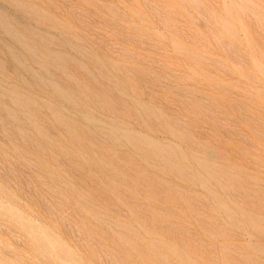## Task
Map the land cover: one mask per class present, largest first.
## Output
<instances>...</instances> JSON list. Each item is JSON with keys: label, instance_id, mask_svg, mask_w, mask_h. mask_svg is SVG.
Wrapping results in <instances>:
<instances>
[{"label": "rangeland", "instance_id": "obj_1", "mask_svg": "<svg viewBox=\"0 0 264 264\" xmlns=\"http://www.w3.org/2000/svg\"><path fill=\"white\" fill-rule=\"evenodd\" d=\"M28 2L0 0L25 53L0 63V264H149L209 219L264 264L241 209L264 194V0Z\"/></svg>", "mask_w": 264, "mask_h": 264}, {"label": "bare ground", "instance_id": "obj_2", "mask_svg": "<svg viewBox=\"0 0 264 264\" xmlns=\"http://www.w3.org/2000/svg\"><path fill=\"white\" fill-rule=\"evenodd\" d=\"M241 11V9H239ZM243 11V10H242ZM243 14V13H242ZM30 44V43H29ZM31 45V44H30ZM34 45V44H32ZM38 48V47H37ZM39 52V50H38ZM39 57H40V54H38ZM42 57V56H41ZM40 57V58H41ZM24 123V122H23ZM22 126V125H21ZM26 126V125H25ZM38 126V125H37ZM23 127V126H22ZM28 127V126H26ZM39 129V128H38ZM19 130H23V129H19ZM34 130H37L34 128ZM20 131V132H21ZM39 130H37L36 132L38 133ZM40 133V131H39ZM18 134H19V131H18ZM20 134H23V133H20ZM19 134V135H20ZM40 135V134H38ZM37 136V135H35ZM74 136V135H72ZM44 137V136H43ZM42 138V137H41ZM48 140V139H47ZM49 141V140H48ZM51 141V140H50ZM134 141V140H133ZM264 141V140H263ZM136 142H137V139H136ZM47 143V142H46ZM138 143V142H137ZM137 143H134L137 144ZM190 144V143H189ZM264 145V144H263ZM264 147V146H263ZM264 149V148H263ZM64 150V149H63ZM19 152V151H17ZM159 152V151H158ZM97 156V155H96ZM246 159V158H245ZM248 160V159H247ZM259 161V160H258ZM256 161V162H258ZM262 161V160H261ZM250 162V160H249ZM254 161H252L251 163H253ZM262 163V162H261ZM255 164V163H254ZM257 164V163H256ZM19 165V164H18ZM247 166V164H245ZM202 166V165H201ZM253 166V165H252ZM205 167V166H204ZM257 167V166H256ZM260 167V166H259ZM258 167V169H259ZM12 168V167H11ZM203 169V168H202ZM205 169H207L205 167ZM209 169V168H208ZM253 169H255L253 167ZM125 170V169H124ZM206 171V170H205ZM208 171V170H207ZM249 171V170H247ZM213 172V171H212ZM261 172V171H260ZM224 176H225V172H223ZM229 173V171H228ZM227 173V174H228ZM249 173V172H246V174ZM256 173V172H255ZM258 173V172H257ZM256 173V174H257ZM253 174V172L251 173ZM260 174V173H258ZM222 175V177H223ZM230 175V174H229ZM227 176V175H226ZM245 176H248V175H245ZM249 176H253V175H249ZM248 176V178H249ZM260 176V175H259ZM262 176V175H261ZM246 178V177H245ZM250 178H254V177H250ZM221 179H224L225 178H221ZM230 179V177H229ZM263 179V178H262ZM261 179V180H262ZM140 180V179H139ZM253 180V179H252ZM256 180V178H255ZM264 180V179H263ZM221 181V180H220ZM247 181V179H246ZM260 181V180H258ZM257 181V182H258ZM256 182V181H255ZM246 183V182H245ZM249 182H247V187L246 190H245V198H247L246 201H248V203H245V208H241L243 210H245V214L242 213V215L244 214L245 216V220L249 222H256V224H260L259 220H261V218H263L264 220V217H262V215L264 214L263 211H264V194H263V190H261L260 188H262V186L260 188H258L255 184V187L253 186V184H251L252 187H249ZM254 183V182H253ZM262 182H260L261 184ZM258 184V183H257ZM259 184V185H260ZM264 185V184H262ZM255 200V202L253 201ZM245 201V202H246ZM240 207V206H239ZM225 208V207H224ZM226 208H229V207H226ZM234 209V207H233ZM206 210V209H205ZM225 210V209H224ZM229 210V209H228ZM231 210V209H230ZM238 210V209H237ZM202 211V210H201ZM200 211V212H201ZM208 211V210H207ZM226 211V210H225ZM91 212V211H90ZM228 212V211H227ZM212 213V212H211ZM230 213V211H229ZM87 214V213H85ZM194 214V213H193ZM204 214H206L204 212ZM233 214V213H232ZM235 214V213H234ZM90 215V214H89ZM237 215V213L235 214ZM194 216V215H193ZM209 216H212V215H209ZM230 216V215H229ZM192 217V216H191ZM197 217V216H196ZM201 217L203 218V216L201 215ZM207 217V216H204V218ZM214 217H215V214H214ZM213 217V218H214ZM218 217V216H217ZM216 217V218H217ZM236 217V216H235ZM189 218V217H188ZM225 218V217H224ZM232 218H234L232 216ZM237 218V217H236ZM190 219V218H189ZM195 219V218H194ZM201 219V218H200ZM199 219V220H200ZM206 219V218H205ZM100 220H102L100 218ZM196 220V219H195ZM216 220V219H215ZM99 221V220H98ZM185 221V220H184ZM262 221V220H261ZM100 222V221H99ZM102 222V221H101ZM100 222V223H101ZM197 222V221H196ZM210 223L213 222V230L215 231V234L213 236H207L203 239H200L202 237H197V234H196V231L198 230H201V226L199 227L198 225L195 224V227L194 229H187V226H185L184 224H179V225H184L186 227V229H183V237L182 239L179 241V246L181 248V252L178 250V244L177 245H173L174 247L177 246V250L179 251V253H176V251L173 252V250H170V251H167L166 253H162L160 254L159 252V255H155L153 258H151L152 260L150 261L149 264H245V255H244V252H245V243L244 242H241V240L239 239L240 236H239V233H237L236 231H230L224 227H221V226H218V223L217 225L214 224V221L213 219H209ZM218 222V221H217ZM222 223V221H220ZM219 222V223H220ZM245 222V221H244ZM254 222V223H255ZM186 223V222H185ZM200 223V222H199ZM220 223V224H221ZM105 224V223H104ZM169 224V223H168ZM191 223L189 222V225ZM225 224V223H224ZM223 224V225H224ZM264 224V223H263ZM111 225V224H110ZM113 225V224H112ZM200 225V224H199ZM203 225H205V223H203ZM207 225V224H206ZM231 225V224H230ZM256 225V226H257ZM105 226V225H104ZM109 226V225H108ZM107 226V227H108ZM191 226V225H190ZM228 226V225H227ZM260 226V225H259ZM155 227V226H154ZM193 227V226H191ZM211 227V226H209ZM226 227V225H225ZM241 227V226H239ZM243 227V226H242ZM106 228V226H105ZM244 228V227H243ZM253 228V227H252ZM107 229V228H106ZM114 229V228H113ZM203 229V228H202ZM230 229V228H229ZM109 230V228H108ZM153 230V229H152ZM207 230V229H206ZM110 231V230H109ZM154 231V230H153ZM114 232V231H112ZM164 232V230H163ZM202 232V231H201ZM200 233V231H199ZM211 233V232H209ZM117 234V233H116ZM124 234V233H122ZM174 234V233H173ZM203 234V233H202ZM113 235V234H112ZM125 236V234H124ZM138 236V235H136ZM181 236V235H180ZM128 237V236H127ZM126 237V238H127ZM110 238V236L108 237ZM107 238V239H108ZM123 238V237H122ZM125 238V239H126ZM130 238V236H129ZM134 238V237H133ZM119 239V237H118ZM117 239V240H118ZM166 239V238H165ZM168 239V238H167ZM244 239V238H243ZM114 240V238H113ZM121 241V238L119 240V243ZM123 241V240H122ZM136 241V240H135ZM134 241V242H135ZM167 241V240H166ZM170 241V244H174V243H171V240ZM174 242V240H172ZM115 242V241H113ZM118 242V241H117ZM116 242V244H117ZM133 241L130 240L129 243H131ZM141 242V241H140ZM136 243L138 244V242L136 241ZM162 243V242H161ZM176 243V242H175ZM125 244V243H124ZM127 244H128V240H127ZM134 244V243H132ZM131 244V245H132ZM168 244V243H167ZM170 244H168V247L166 246V243H165V247H167L169 249V246ZM129 245V244H128ZM146 245V244H145ZM118 246V245H117ZM131 247V246H130ZM142 247V246H141ZM156 247V246H155ZM125 248L126 245H125ZM132 248V247H131ZM171 248V246H170ZM133 249V248H132ZM136 249V248H135ZM139 249V248H138ZM136 249V250H138ZM150 249V248H149ZM160 249V248H158ZM167 249V250H168ZM122 250V249H121ZM165 251V250H164ZM125 252V250L123 251ZM127 252V251H126ZM125 252V253H126ZM133 252V251H132ZM151 252V251H150ZM134 253V252H133ZM143 253V252H142ZM152 253V252H151ZM150 253V254H151ZM130 254V252H129ZM138 254V253H137ZM149 254V253H148ZM149 254V255H150ZM155 254V253H154ZM140 255V254H139Z\"/></svg>", "mask_w": 264, "mask_h": 264}, {"label": "clouds", "instance_id": "obj_3", "mask_svg": "<svg viewBox=\"0 0 264 264\" xmlns=\"http://www.w3.org/2000/svg\"><path fill=\"white\" fill-rule=\"evenodd\" d=\"M7 2L17 10H25L31 7L28 0H19V2ZM11 18L0 13V63H3L5 72L10 76H18L20 70L17 61L25 55L22 48V40L13 36L9 30Z\"/></svg>", "mask_w": 264, "mask_h": 264}]
</instances>
